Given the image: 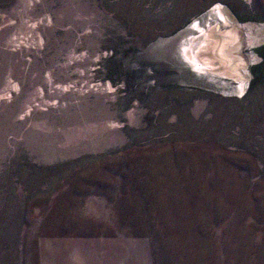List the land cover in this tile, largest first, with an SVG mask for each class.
<instances>
[{"label": "rangeland", "instance_id": "1", "mask_svg": "<svg viewBox=\"0 0 264 264\" xmlns=\"http://www.w3.org/2000/svg\"><path fill=\"white\" fill-rule=\"evenodd\" d=\"M215 3L241 98L178 53ZM0 264H264V0H0Z\"/></svg>", "mask_w": 264, "mask_h": 264}, {"label": "bare ground", "instance_id": "2", "mask_svg": "<svg viewBox=\"0 0 264 264\" xmlns=\"http://www.w3.org/2000/svg\"><path fill=\"white\" fill-rule=\"evenodd\" d=\"M244 24L233 20L219 3L213 4L184 30L179 56L188 68L210 83L224 87V96H244L251 58L243 48L260 43ZM250 58V59H249Z\"/></svg>", "mask_w": 264, "mask_h": 264}]
</instances>
